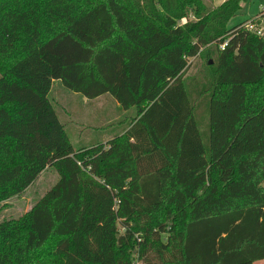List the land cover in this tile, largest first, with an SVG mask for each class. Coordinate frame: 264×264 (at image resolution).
<instances>
[{
    "label": "trees",
    "instance_id": "16d2710c",
    "mask_svg": "<svg viewBox=\"0 0 264 264\" xmlns=\"http://www.w3.org/2000/svg\"><path fill=\"white\" fill-rule=\"evenodd\" d=\"M243 1L0 0V200L59 174L0 222V264L264 260V38L228 26ZM198 54L204 80H188ZM55 81L138 114L107 144L75 149Z\"/></svg>",
    "mask_w": 264,
    "mask_h": 264
},
{
    "label": "rangeland",
    "instance_id": "374dc122",
    "mask_svg": "<svg viewBox=\"0 0 264 264\" xmlns=\"http://www.w3.org/2000/svg\"><path fill=\"white\" fill-rule=\"evenodd\" d=\"M211 1H213L212 3L214 6L217 4L216 0ZM263 10L264 0H247L244 10L239 11L238 14L230 20L228 26L233 27L242 22L246 23ZM185 21L186 19L181 22L185 23ZM196 56H198V58ZM196 56L187 57L191 65L186 72V77L188 80L194 77L198 78L199 81H203L204 78L201 72L203 71L204 65L207 64V60L201 56L199 57V54ZM213 63L214 60L211 58L209 65ZM198 88L199 87H197V89ZM196 90L194 95L198 96ZM49 99L56 109L61 122L65 125L75 149H85V147L87 148L102 143V135L117 130L121 121L124 123L126 122V126L123 125L124 128L122 127L120 129L119 134L124 133L138 114L135 107H131L128 110L122 107L119 108L118 102L110 94H104L96 100L88 101V103L85 104L83 102L85 98L82 97L81 94L70 90L62 82L57 81L52 86ZM200 101V112L203 114L205 113V102L204 99ZM110 117L113 121L109 126L103 127ZM232 165L231 163V166ZM229 168L230 166H223V168L218 169V173L222 171V175L225 176ZM58 178L59 174L55 169L47 168L23 193L0 200V222L10 218H18L29 212L33 204L58 181ZM204 179L202 183L201 181H203V178L197 179V181H199L198 185L200 189H203V192L207 186H213L209 170L204 173ZM209 190L208 197L204 200L205 202L208 201L212 193L214 194L215 192V190L213 191L211 188H209ZM201 192H199L198 189L196 194L194 193V197L192 193L191 199L195 202L193 203L194 207H200L205 203L204 201H196L197 197L201 195Z\"/></svg>",
    "mask_w": 264,
    "mask_h": 264
},
{
    "label": "crops",
    "instance_id": "0c3cea01",
    "mask_svg": "<svg viewBox=\"0 0 264 264\" xmlns=\"http://www.w3.org/2000/svg\"><path fill=\"white\" fill-rule=\"evenodd\" d=\"M224 1H226V0H216V5L215 6H219L220 4H222ZM246 3H247V1H243L242 2V8H241V10L243 11L244 10V8L246 7ZM240 10V11H241ZM56 82V81H55ZM54 82V83H55ZM57 82H59V81H57ZM53 83V84H54ZM101 97V96H100ZM99 98V97H98ZM97 98H95V99H87V98H85V100L83 101L85 104H87L88 103V101H94V100H96ZM118 107L119 108H121V106H120V104L118 103ZM130 109V108H129ZM126 110H128V109H126ZM106 121V120H105ZM113 121V119H111V117L110 118H108V120H107V122H106V125L104 124V126L103 127H106V126H109V124L111 123ZM126 123V122H125ZM123 121H121V124H120V126H119V128L117 129V130H113L112 132H107V133H104L103 135H102V143H104V144H107L111 139H113L116 135H120V134H122V133H120L119 134V132H120V129L123 127V125H125L126 126V124H125ZM124 128V127H123ZM99 144V143H98ZM98 144H95V145H98ZM95 145H93V146H95ZM90 147H92V146H90ZM254 264H264V260H259V261H256Z\"/></svg>",
    "mask_w": 264,
    "mask_h": 264
},
{
    "label": "built area",
    "instance_id": "2783aa9c",
    "mask_svg": "<svg viewBox=\"0 0 264 264\" xmlns=\"http://www.w3.org/2000/svg\"><path fill=\"white\" fill-rule=\"evenodd\" d=\"M246 28L249 29L251 32L257 34L260 37L264 38V18L256 19V16L250 19L245 24ZM228 44V39L221 44V49H225L226 45Z\"/></svg>",
    "mask_w": 264,
    "mask_h": 264
}]
</instances>
